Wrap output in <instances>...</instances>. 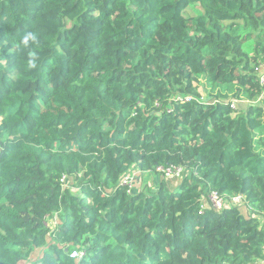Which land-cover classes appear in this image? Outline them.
Returning <instances> with one entry per match:
<instances>
[{
  "label": "trees",
  "instance_id": "16d2710c",
  "mask_svg": "<svg viewBox=\"0 0 264 264\" xmlns=\"http://www.w3.org/2000/svg\"><path fill=\"white\" fill-rule=\"evenodd\" d=\"M262 62L264 0H0V264H264Z\"/></svg>",
  "mask_w": 264,
  "mask_h": 264
},
{
  "label": "built area",
  "instance_id": "2783aa9c",
  "mask_svg": "<svg viewBox=\"0 0 264 264\" xmlns=\"http://www.w3.org/2000/svg\"><path fill=\"white\" fill-rule=\"evenodd\" d=\"M259 70H260L259 72L260 82L262 85H264V66H260ZM158 171L162 172L166 178H174V177L179 176L181 169L179 168H166V169L159 168ZM63 181H64V178H62V182ZM241 202H243V199H242V196L240 195L231 197L229 200H224L220 198L216 192H213L207 198V205L206 206L202 205V210L208 207L214 210H220L225 205H228V206H234V205H239V204L241 205L242 204ZM79 257H81V254H79L77 251H73L70 254L71 259H76Z\"/></svg>",
  "mask_w": 264,
  "mask_h": 264
},
{
  "label": "rangeland",
  "instance_id": "374dc122",
  "mask_svg": "<svg viewBox=\"0 0 264 264\" xmlns=\"http://www.w3.org/2000/svg\"><path fill=\"white\" fill-rule=\"evenodd\" d=\"M186 13H187V15H188L189 17L197 16V15L200 14L199 9H198L197 6H190V7L186 10ZM240 32L242 33L243 31L241 30ZM253 46H254L253 42H247V43L245 44L244 50H245L246 52H251L252 49H253ZM260 64L264 65V62H262V63H260ZM199 93H200L202 96L204 95V92H203V89H202V88L199 89ZM234 107H235V109L238 108L237 103H234ZM143 181H144V182H143L142 185H141V190H142V189H145V188L152 190L153 188H155L156 184L158 183L156 180H153V179H151V178H145ZM172 182H173V186L175 187V185L179 184L180 180H178V181H174V180H173ZM133 187H134V186H133ZM139 188H140V186H139ZM134 189H135V187H134ZM72 190L75 191V189H72ZM202 205L206 206V205H207V200H204ZM239 206H241V207H239V209H240V211L242 212V215H243L244 217L248 216V213H247V209H246V207H245L244 205H242V204L239 205ZM56 223H57V220H52V221L50 222L51 226H55ZM35 257H36V256H35ZM35 257H33V260H34ZM22 264H25V263H22Z\"/></svg>",
  "mask_w": 264,
  "mask_h": 264
},
{
  "label": "clouds",
  "instance_id": "9594fccd",
  "mask_svg": "<svg viewBox=\"0 0 264 264\" xmlns=\"http://www.w3.org/2000/svg\"><path fill=\"white\" fill-rule=\"evenodd\" d=\"M29 40L36 41L37 40L36 34L35 33H28L27 35H25L22 38V40L18 46L26 47ZM38 50H39V45H36L32 50H30L27 53L28 59L26 61V66L28 69L36 67V63H37L36 55H37Z\"/></svg>",
  "mask_w": 264,
  "mask_h": 264
}]
</instances>
